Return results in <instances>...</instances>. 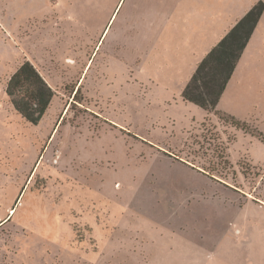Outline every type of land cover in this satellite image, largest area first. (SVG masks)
<instances>
[{"label": "rangeland", "instance_id": "rangeland-1", "mask_svg": "<svg viewBox=\"0 0 264 264\" xmlns=\"http://www.w3.org/2000/svg\"><path fill=\"white\" fill-rule=\"evenodd\" d=\"M122 1L26 0L4 35L0 264H264V55L215 111L182 96L210 50L188 40L244 0ZM25 60L54 92L37 124L5 92Z\"/></svg>", "mask_w": 264, "mask_h": 264}, {"label": "trees", "instance_id": "trees-1", "mask_svg": "<svg viewBox=\"0 0 264 264\" xmlns=\"http://www.w3.org/2000/svg\"><path fill=\"white\" fill-rule=\"evenodd\" d=\"M264 2H256L228 32L199 61L187 82L182 96L185 100L209 110L215 111L220 96L230 79L237 62L245 48L262 12ZM193 78L196 83H207V89L201 88V94L193 98L188 85ZM5 92L13 108L28 122L37 124L48 108L53 90L43 76L29 60L22 62L6 82ZM231 124L247 130V125L233 116H228ZM264 141V136L259 133Z\"/></svg>", "mask_w": 264, "mask_h": 264}, {"label": "crops", "instance_id": "crops-1", "mask_svg": "<svg viewBox=\"0 0 264 264\" xmlns=\"http://www.w3.org/2000/svg\"><path fill=\"white\" fill-rule=\"evenodd\" d=\"M121 1L122 0H118L116 8L119 6ZM258 1H260V0H244L242 2V4L239 1L238 2L239 8L235 9L233 11V13L235 15L233 17H231L232 19H230V17H229V19L228 18L223 19L224 17L221 18L223 20H219L220 24H219V22L217 23L218 24V28L217 29H213L212 31L209 32L210 33L209 36L211 37V39H209V41L204 40V38L203 39H197V40H194L192 38V39H190L188 41L197 43L199 45L201 44L202 41L206 42L208 44V47H207V49L205 47V49L206 50L211 49L228 32V30L236 23V21L239 20ZM261 1L264 2V0H261ZM13 2H19V8H20L19 11L17 10L18 6L17 7L13 6ZM124 2H125V0L122 1L118 12L122 8ZM23 3L25 4L24 5L25 10L22 11ZM236 12H238V13H236ZM171 16L172 15L167 16L166 19L171 18ZM26 17H27V3H26V0H23V1L22 0H0V26H2L4 28V31H2L1 30L2 27H0V66L4 67L5 63H7V60L5 59L6 56H7V54H6L7 52L6 51H9V53H12V48L11 47H13V46L11 44V39H10V37H9V39H7L8 37L7 38H5V37H6V35L11 36V29H12L13 20H14V25L13 26H15V24L19 23L18 22L19 19L20 20H25ZM185 18H187L185 16V14H182V18H181L182 22L179 23V26L181 28H185L186 27L185 24H187V23L183 21V19H185ZM217 18H220V16H217ZM110 19H111V17L109 18V20H108V22H107V24H106L101 36L103 35L104 31L106 30ZM187 26H188V24H187ZM1 33H3V34H1ZM4 35H5V37H4ZM187 35H189V34H187L185 32V39L188 38ZM106 36H107V34H106ZM7 40H10V43L8 42V44H7L6 43ZM101 45H103V42H102ZM254 50H257V52H259L258 56H259L260 60H262L263 55H264V10H263V12H262V14H261L256 26H255L253 32H252L251 36H250L245 48L243 49V52H242V54H241V56H240V58H239V60L237 62V65L240 63V61L243 60V58L246 57V55L248 53H251V51H254ZM207 52L205 53V55L207 54ZM196 65H197V63H196ZM196 65H195V68H196ZM237 65H236L231 77L234 75V72H235V70L237 68ZM231 77H230V79H231ZM189 79H188V81H189ZM227 85H228V82H227ZM224 91H225V89H224ZM224 91H223V93H224Z\"/></svg>", "mask_w": 264, "mask_h": 264}, {"label": "snow or ice", "instance_id": "snow-or-ice-1", "mask_svg": "<svg viewBox=\"0 0 264 264\" xmlns=\"http://www.w3.org/2000/svg\"><path fill=\"white\" fill-rule=\"evenodd\" d=\"M202 87L207 89V87H208L207 83H205L203 85L197 84L195 78H193L191 83L188 85V90L192 93L194 99L197 98L201 94V88ZM117 187H118V185H117Z\"/></svg>", "mask_w": 264, "mask_h": 264}]
</instances>
